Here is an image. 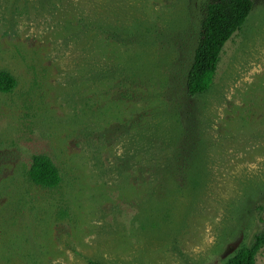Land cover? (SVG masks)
Masks as SVG:
<instances>
[{"label": "rangeland", "instance_id": "1", "mask_svg": "<svg viewBox=\"0 0 264 264\" xmlns=\"http://www.w3.org/2000/svg\"><path fill=\"white\" fill-rule=\"evenodd\" d=\"M203 10L0 0L17 80L0 91V264H226L264 232V0L189 97ZM37 154L59 186L31 181Z\"/></svg>", "mask_w": 264, "mask_h": 264}, {"label": "trees", "instance_id": "2", "mask_svg": "<svg viewBox=\"0 0 264 264\" xmlns=\"http://www.w3.org/2000/svg\"><path fill=\"white\" fill-rule=\"evenodd\" d=\"M200 1L204 10L197 44L185 77V90L189 97H196L210 89L226 42L242 27L254 8V0ZM16 85L17 80L12 73L0 71L1 92H10ZM29 177L33 183L45 188H55L62 181L58 167L47 154L33 156ZM263 247L264 232L257 234L250 246L239 249L226 264H256V256Z\"/></svg>", "mask_w": 264, "mask_h": 264}]
</instances>
